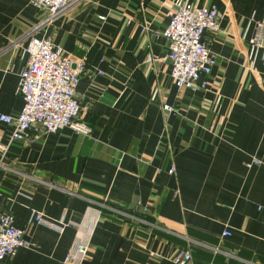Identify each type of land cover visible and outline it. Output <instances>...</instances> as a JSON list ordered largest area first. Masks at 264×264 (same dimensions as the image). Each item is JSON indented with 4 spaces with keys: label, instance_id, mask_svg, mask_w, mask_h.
<instances>
[{
    "label": "crops",
    "instance_id": "0c3cea01",
    "mask_svg": "<svg viewBox=\"0 0 264 264\" xmlns=\"http://www.w3.org/2000/svg\"><path fill=\"white\" fill-rule=\"evenodd\" d=\"M183 4L222 14L203 35L205 89L174 84L154 35ZM45 17L0 0V115L19 114L25 48L45 37L85 62L76 99L90 133L34 126L9 143L0 123V213L32 245L1 264H62L76 243L83 264H173L181 250L191 264H264V48H252L264 0H74ZM33 212L66 226L29 224Z\"/></svg>",
    "mask_w": 264,
    "mask_h": 264
},
{
    "label": "built area",
    "instance_id": "2783aa9c",
    "mask_svg": "<svg viewBox=\"0 0 264 264\" xmlns=\"http://www.w3.org/2000/svg\"><path fill=\"white\" fill-rule=\"evenodd\" d=\"M30 4L46 14L42 24H48L63 14L74 0H29ZM164 30L154 33L166 41L165 60L170 66V78L179 88L205 89L207 78L215 66V58L203 41L206 32H216L222 14L214 7L194 8L183 4L169 14ZM40 24V26L42 25ZM252 48H264V24H255ZM26 67L19 75L17 93L23 105L16 117L0 115V123L12 127L9 143L31 141L34 126L47 134L70 128L77 134L89 135V127L79 118L80 106L76 99V88L85 72V62L65 55L48 38L31 37L25 48ZM149 60H152L149 58ZM101 74L100 71H97ZM163 111L169 112L167 105ZM252 159L245 165H259ZM170 174L174 169L170 168ZM39 224L62 232L66 225L48 220L42 213L33 212L29 224ZM223 236H229L224 232ZM31 241L26 229L14 225V218L0 213V264L12 257L18 249L30 250ZM87 246L76 243L62 259V264H83ZM190 250L179 251L172 259L173 264H191Z\"/></svg>",
    "mask_w": 264,
    "mask_h": 264
}]
</instances>
